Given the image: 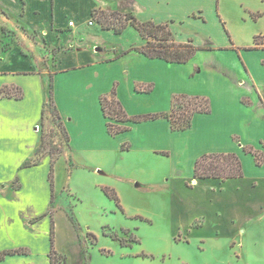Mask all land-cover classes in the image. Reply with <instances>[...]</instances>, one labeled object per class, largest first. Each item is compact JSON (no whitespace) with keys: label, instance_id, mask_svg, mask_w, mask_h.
<instances>
[{"label":"crops","instance_id":"0c3cea01","mask_svg":"<svg viewBox=\"0 0 264 264\" xmlns=\"http://www.w3.org/2000/svg\"><path fill=\"white\" fill-rule=\"evenodd\" d=\"M221 1L0 0V88L16 85L23 90L20 99L0 97V253L20 250L0 264H51L52 223L55 248L66 257V264H92L96 245L104 255L116 254L109 238L100 244V232L89 229L84 233L71 217L70 202L54 191L47 156L38 165L23 166L40 144L36 126L46 101V80L53 83L54 101L71 139V151L119 149L123 140L129 139L130 148L167 152L161 138L174 132L166 118L129 121L124 123L128 130L109 134L101 97L110 94L114 86L130 116L157 111L159 101L167 111L178 92L209 95L212 111L195 114L188 129L207 143L200 154L237 153L244 176L225 182L197 180L193 162L192 181H209L222 191L229 187L225 197L240 207L246 221L264 218V160L258 165L255 156L245 151V147H254L264 154V0H236L250 13L258 14L262 24L257 30L262 38L247 47L231 40L224 45L214 41L224 33V27L228 31L220 15ZM98 7L132 12L144 21L168 22L178 42L193 39L192 34L182 35L179 29L190 26L204 32L211 43L202 45L193 39L200 50L187 63L149 58L134 49L146 43L139 31L131 25L122 33L104 28L93 19V10ZM7 15L34 38L8 45L1 27L4 20L13 24ZM138 85H151L153 90L142 91ZM176 135L183 136L184 130ZM98 168V173L105 174ZM54 198L57 207L51 212ZM81 233L85 234L82 240ZM89 234L97 241L92 242ZM121 256L127 260L134 257L125 250Z\"/></svg>","mask_w":264,"mask_h":264},{"label":"rangeland","instance_id":"374dc122","mask_svg":"<svg viewBox=\"0 0 264 264\" xmlns=\"http://www.w3.org/2000/svg\"><path fill=\"white\" fill-rule=\"evenodd\" d=\"M221 2L220 15L228 31L224 27V33L214 41L220 45L231 41L242 47L255 45L256 39L262 38L257 33L262 27L259 15L250 13L236 0ZM207 16L211 21V14ZM12 20L13 24L1 22L9 42L34 38L33 33ZM189 27L180 26V33L192 34L190 37L202 45L211 43L204 32ZM46 61H50L49 57ZM179 86L184 88L183 84ZM44 87L46 95L51 88L54 92L51 81L46 80ZM177 94L210 98L207 94L184 92L173 96ZM163 104L159 101L157 111L137 116L166 112ZM46 116L44 124L41 116L36 130L40 140L42 135L45 138L42 152L46 153L45 160L51 161L49 173L54 167V191L65 195L84 233L89 229L98 231L102 235L100 244L109 238V244L116 249V254L109 256L96 245L92 264H264V218L246 221L240 207L225 197L229 187L222 191L209 181H192L193 162L195 167L197 159L208 152L200 154L207 143L190 129L184 130L183 136L176 135L180 130L173 129L174 135L162 136L167 152L130 148L129 139L123 140L119 149L71 151L53 106L48 107ZM96 167L105 174L98 173ZM105 210L111 212L102 215ZM84 233L80 234L81 240ZM88 237L97 241L93 234ZM123 250L134 257L122 258Z\"/></svg>","mask_w":264,"mask_h":264},{"label":"trees","instance_id":"16d2710c","mask_svg":"<svg viewBox=\"0 0 264 264\" xmlns=\"http://www.w3.org/2000/svg\"><path fill=\"white\" fill-rule=\"evenodd\" d=\"M93 19L102 24L106 29H113L116 33H122L129 25L135 27L141 36L146 40V43L140 47L134 48L139 53H142L149 58H160L172 63H187L190 61L200 48L194 44V40L190 39L187 42H178L168 22L157 23L153 20H141L132 12H122L119 10H106L101 7L93 10ZM2 32L7 38L6 29L3 27ZM260 38L256 39V43ZM14 41L7 42L8 45ZM52 84V82H51ZM52 86V85H51ZM137 89L149 91L151 85H138ZM0 97H13L20 99L23 97V90L16 85H5L0 88ZM249 103L248 99H244ZM102 108L105 116L109 119L108 127L112 134H117L129 129V126L124 123L142 122L146 120H155L158 118H166L170 121L173 130H186L192 126L193 118L197 113H210L212 111V103L210 98L203 95H188L177 94L172 98V105L169 111L140 116H130L123 107L120 100L117 98V90L114 87L110 94L101 97ZM53 106L55 113L62 126L63 133L66 136L68 147L70 146V137L62 119V116L57 108L53 90L46 95V101L42 110V123L44 124L48 107ZM42 124V125H43ZM45 138L42 135L40 144L37 147L35 154L23 166L30 167L38 165L42 158L46 155L42 152ZM247 153H252L255 156L256 163L261 165L264 160L262 151L254 147H245ZM244 176L243 163L240 156L235 152H210L202 155L195 162L194 178L197 180L215 179L220 182H225L229 179H238ZM51 182L54 183V167L50 172ZM187 187L193 188L192 184H187ZM54 201L51 204V212L53 211ZM71 210V217L74 218V213ZM124 244V242H123ZM51 264H66V257L57 251L55 248V232L54 223L51 229ZM20 250H9L0 253V260H3L7 255L15 254Z\"/></svg>","mask_w":264,"mask_h":264}]
</instances>
